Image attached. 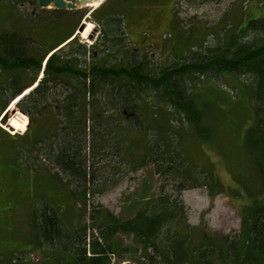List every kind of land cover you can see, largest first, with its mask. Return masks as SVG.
I'll return each mask as SVG.
<instances>
[{
	"label": "trees",
	"instance_id": "trees-1",
	"mask_svg": "<svg viewBox=\"0 0 264 264\" xmlns=\"http://www.w3.org/2000/svg\"><path fill=\"white\" fill-rule=\"evenodd\" d=\"M26 1L39 8L37 0ZM14 2L4 0L8 10L0 15L9 20L0 25V117L42 73L15 102L29 123L12 141L34 172L29 162L38 155L46 161L48 193L29 208L26 253L38 251L37 262L17 254L12 263L264 264V19H249L221 44L163 66L126 44L119 0L92 10L101 37L89 45L72 37L64 9H52L60 17L42 37L44 23L25 22ZM60 23L66 29L51 41ZM250 33L261 37L242 39ZM225 72L253 79L252 120L242 137L246 166L229 170L231 182L186 165L178 145L186 128L199 143L213 139L205 123L209 104L196 90L204 77ZM147 165L160 177L158 192L137 200L133 214L120 217L95 201L119 177ZM201 186L240 201L238 231L218 234L188 223L181 192Z\"/></svg>",
	"mask_w": 264,
	"mask_h": 264
},
{
	"label": "rangeland",
	"instance_id": "rangeland-1",
	"mask_svg": "<svg viewBox=\"0 0 264 264\" xmlns=\"http://www.w3.org/2000/svg\"><path fill=\"white\" fill-rule=\"evenodd\" d=\"M114 1L117 0H103L95 7L83 4L76 9L62 8L66 11L62 19L71 22L70 31L75 29L72 37L75 36L88 45L98 40L101 37V27L92 20L91 12L103 3L115 4ZM14 5L17 8L15 10L23 14L25 22L26 19L32 21L38 18L41 24L44 23L46 27L41 30L42 37L52 30L51 20L60 17L52 11L51 5L36 8L26 0H17ZM6 6L4 0H0V15L8 10ZM117 7L128 37L126 44L137 49L140 56L148 54L149 60L163 66L184 55L221 44V41L237 35L249 19H264V0H119ZM81 12L84 16L80 19ZM8 22L9 20L0 19V25H4V28H7ZM65 29L66 25L60 23L51 41ZM256 37L261 35L250 33L242 39L252 40ZM39 77L40 75L37 78L40 79ZM36 84L37 82L32 88ZM252 85L251 76L227 72L204 77L197 85L199 100L205 103V107L208 104L210 107L206 108L207 112L205 110L208 120L205 123L211 126L213 139L211 143L201 144L193 139L192 131L186 128V140L182 138L178 142L184 150L182 156L188 162L186 165L208 168L223 182H231L230 169L238 165L246 166L242 137L245 127L252 120L249 97ZM14 109L26 115L16 104ZM12 112L6 110L2 119L0 117V264H13L11 258L17 254L23 261L36 263L39 252L30 250L26 253L29 249L26 244L29 236L28 216L30 206L48 193L44 186L46 171L42 167L46 161L39 158V155L32 163L28 160L30 165L38 169V172H34L26 162H22L23 159L20 161L17 157L14 149L16 142L12 139L17 140L24 134L29 117L26 115L27 123L22 127H14L9 124ZM168 115L173 120L172 125L179 123V116L172 110L168 111ZM122 116L126 118L128 113L124 112ZM24 158L29 159L26 156ZM200 176L203 177L204 174L201 172ZM159 180L160 177L154 173L152 166L147 165L119 177L117 182L110 184L108 189L94 199L120 217L129 216L138 207L137 200L158 192ZM166 180L171 183L170 179ZM50 194L55 197L52 189ZM181 197L187 208V221L191 225H201L209 232L218 234H230L239 230L240 201L225 193L210 194L207 186L188 187L181 192ZM56 200L59 202L60 198ZM68 216L70 221L74 220L73 215ZM128 241L129 239L125 240Z\"/></svg>",
	"mask_w": 264,
	"mask_h": 264
},
{
	"label": "bare ground",
	"instance_id": "bare-ground-1",
	"mask_svg": "<svg viewBox=\"0 0 264 264\" xmlns=\"http://www.w3.org/2000/svg\"><path fill=\"white\" fill-rule=\"evenodd\" d=\"M103 0H88L87 3L85 5L87 6H91V7H95L97 6L100 2H102ZM32 87H29L27 88L26 90H30ZM25 90V91H26ZM23 92V94H26L28 91L26 92ZM21 97V95H19L17 98L19 99ZM17 98L10 104V106L7 108V111H13L12 112V116L10 117L9 119V124L11 126H14V127H22L23 124H26L27 123V117L26 115L22 114L21 112H19L18 110H15L14 109V104L17 100ZM15 111V112H14ZM25 128V125L23 127V130ZM26 129V128H25ZM14 131V130H13Z\"/></svg>",
	"mask_w": 264,
	"mask_h": 264
},
{
	"label": "water",
	"instance_id": "water-1",
	"mask_svg": "<svg viewBox=\"0 0 264 264\" xmlns=\"http://www.w3.org/2000/svg\"><path fill=\"white\" fill-rule=\"evenodd\" d=\"M88 0H37L38 7L46 8L53 6V8L76 9L78 5L86 4Z\"/></svg>",
	"mask_w": 264,
	"mask_h": 264
}]
</instances>
